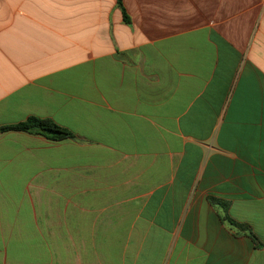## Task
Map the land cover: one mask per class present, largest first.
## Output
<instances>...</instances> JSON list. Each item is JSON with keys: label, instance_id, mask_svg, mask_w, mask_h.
I'll return each instance as SVG.
<instances>
[{"label": "crops", "instance_id": "1", "mask_svg": "<svg viewBox=\"0 0 264 264\" xmlns=\"http://www.w3.org/2000/svg\"><path fill=\"white\" fill-rule=\"evenodd\" d=\"M29 117L74 138L0 131V264H264V0H0Z\"/></svg>", "mask_w": 264, "mask_h": 264}, {"label": "trees", "instance_id": "2", "mask_svg": "<svg viewBox=\"0 0 264 264\" xmlns=\"http://www.w3.org/2000/svg\"><path fill=\"white\" fill-rule=\"evenodd\" d=\"M118 4L122 7V0H118ZM125 18L127 19L126 15ZM9 130L36 132L37 134L52 141H61L74 138L72 133L62 128L51 119H42L39 117H29L25 122L16 126L0 128V131ZM256 244L257 246H260V243L257 241Z\"/></svg>", "mask_w": 264, "mask_h": 264}]
</instances>
